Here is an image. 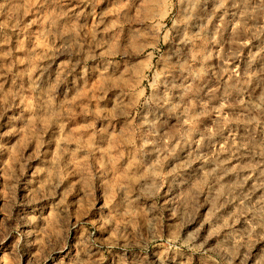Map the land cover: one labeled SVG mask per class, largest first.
<instances>
[{
    "label": "rangeland",
    "instance_id": "374dc122",
    "mask_svg": "<svg viewBox=\"0 0 264 264\" xmlns=\"http://www.w3.org/2000/svg\"><path fill=\"white\" fill-rule=\"evenodd\" d=\"M0 264H264V0H0Z\"/></svg>",
    "mask_w": 264,
    "mask_h": 264
}]
</instances>
